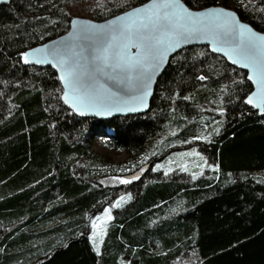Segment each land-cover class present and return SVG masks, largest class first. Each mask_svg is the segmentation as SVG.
<instances>
[{"label": "trees", "instance_id": "16d2710c", "mask_svg": "<svg viewBox=\"0 0 264 264\" xmlns=\"http://www.w3.org/2000/svg\"><path fill=\"white\" fill-rule=\"evenodd\" d=\"M80 1L0 6V264H171L191 253L193 264H264V177L256 174L264 171V113L244 103L246 73L207 46L188 47L169 58L147 112L78 117L60 100L56 72L21 57L64 33L69 5ZM146 1L107 0L91 18ZM182 1L232 8L264 32V0ZM97 137L129 160L94 151ZM189 148L215 168L192 176L156 168L109 183L142 160ZM105 208L112 219L97 253L90 222Z\"/></svg>", "mask_w": 264, "mask_h": 264}, {"label": "snow or ice", "instance_id": "6c2138e0", "mask_svg": "<svg viewBox=\"0 0 264 264\" xmlns=\"http://www.w3.org/2000/svg\"><path fill=\"white\" fill-rule=\"evenodd\" d=\"M251 2V0H250ZM264 11V9H261ZM134 18V19H133ZM130 21V22H126ZM74 32L70 35L81 38H105V45L94 57L98 61V70L118 72L129 83H143L139 88V95L135 97L138 108L147 107L149 95L147 82L159 71L167 55L181 46V40L190 36L211 38L213 51L223 52L229 56L233 64L248 68L253 73L248 79L258 85L257 92L250 95L246 103L264 113V35L257 34L247 25L241 24L236 14L223 8H212L205 11H191L181 0H151L143 9H133L124 16L117 17L104 26L93 25L90 21L73 20ZM163 24V30L162 29ZM124 39V43L117 46L115 42ZM231 41V46L225 49L221 45ZM136 48L135 54L130 52ZM260 56H257V53ZM45 53L42 59L36 57ZM52 57L54 66L62 72L60 79L64 82L63 99L71 105L74 111L81 115L88 111H95L97 115H110L113 111H136L137 108H124L115 105L99 104L91 98L82 95L78 86L79 75L76 71L77 53L68 56L60 55L56 50L48 52L47 46L32 52L23 53L24 63H49ZM143 77V80H141ZM204 80L206 77L201 76ZM103 108V110H98ZM207 139V137H203ZM187 170V169H185ZM171 171V168L168 169ZM137 177L133 176L132 179ZM119 179V178H113ZM120 183H130V180H120ZM123 200V198H121ZM115 207H120L117 202ZM111 209L105 210V219L111 220ZM97 221H101L100 224ZM101 218L92 221L94 229L103 224ZM95 250L99 253V245Z\"/></svg>", "mask_w": 264, "mask_h": 264}, {"label": "water", "instance_id": "95a60500", "mask_svg": "<svg viewBox=\"0 0 264 264\" xmlns=\"http://www.w3.org/2000/svg\"><path fill=\"white\" fill-rule=\"evenodd\" d=\"M8 2L9 0H0V6L5 5ZM150 2L151 0H147L144 3L130 7L105 20H94L92 18L73 16L70 19L68 29L64 33L25 50V52H32L35 49L44 48L45 46H47L48 52H52L53 50H56L60 55H64L65 53H67L68 56H72V53H77L78 55L73 57V59L76 61L75 68L79 75L78 86L80 88L82 95H85L91 98L92 100H94L95 102L102 104V105L107 104L109 106L115 105L117 107H124V108H137L136 111H113L111 112L110 115H97L95 111H88L87 114L81 115L79 112L74 111L70 104L64 102L63 95L65 91V85H64V82L60 79L62 72L58 66H54L55 62L52 61V57L50 55L48 59L51 62L49 63H36L34 61L31 63H24L23 55L21 57V62L25 66H35L39 68L51 67L56 72L58 80L60 82V86L62 89L60 100L62 104L66 106L67 108H69L78 117L96 118L98 120H106V119H111L115 117H123V116H128V115H140V114L147 112L150 107V102L154 94L156 81L158 77L160 76V74L165 69V67L167 66L169 58L175 53L179 52L180 50L188 48V47L207 46L211 53L222 57L229 65L246 73V79L251 83L252 90L245 96L244 103L247 106L252 107L256 109L259 113H261L259 109L246 103L247 98L250 95H252L254 92H257V89H258V85L248 79L249 75H252L253 73L248 68H244V67H241L240 65L233 64L229 56L226 55L225 53L213 51L212 49L214 45L211 43L210 37L204 38L203 36H190L187 39H182L181 46L177 48L175 51L170 52L167 55L159 71L153 75L151 81L147 82V89L149 92V95L146 101L147 107L138 108L135 102V97L140 94L139 88L144 86L143 83H139V84L129 83L123 78V75L121 73L98 70L99 62L95 61L94 57L96 56L98 51L105 45L107 37L105 38H98V37L81 38L80 36L70 35L71 33L74 32V28L72 24L73 20L90 21L93 25L104 26V25H107L108 22L115 20L117 17L124 16L125 13L131 12L133 9H137V8L143 9V7L145 5H149ZM181 3L185 7L190 9L191 11H196V12L205 11L207 9H212V8L226 9L236 14V17L238 18L239 23L247 25L249 28L252 29L253 32L257 34L264 35V32L255 29L248 22H245L242 19H240L237 12L232 8L224 7L220 5H213V6H209V7L202 8V9H193L187 6L182 0H181ZM126 22H130V21H126ZM161 30H163V24H162ZM124 42H125L124 39L120 38L115 42V44L117 46H120ZM221 46L225 47V49L227 50V48L231 46V41ZM136 51H137L136 48L130 49V52L132 54H135ZM44 55L45 53H40L38 54L36 58L42 59ZM257 56L258 57L260 56L259 52L257 53ZM141 80H143V77H141ZM98 110H103V108H100Z\"/></svg>", "mask_w": 264, "mask_h": 264}, {"label": "rangeland", "instance_id": "374dc122", "mask_svg": "<svg viewBox=\"0 0 264 264\" xmlns=\"http://www.w3.org/2000/svg\"><path fill=\"white\" fill-rule=\"evenodd\" d=\"M107 0H83L80 2H72L69 5V11L73 16H80L85 18H91V14L95 12V10L103 5V3ZM233 2H240L242 0H232ZM72 16V17H73ZM104 139L101 137H97L93 139V150L96 152L104 153L110 157V159L115 163H125L128 159V154L123 151L114 150L109 148ZM139 166L135 168L132 172L122 176L121 178L109 180V183H120V180H137L143 175L146 171L156 169V168H163L166 172L169 168L175 170L176 168L188 173V176H192L198 174L199 172H203L205 169L212 170L215 168V165L208 162L206 157L198 152L196 149L189 148L183 150H177L170 152L164 160L155 161L152 158L150 160H142L139 162ZM187 169V170H185ZM259 177H264V171H260L256 173ZM137 177L136 179H132V177ZM109 208H105L103 212L97 214L90 222V229H91V241L96 247L99 245L102 236L104 235L107 221L105 219V210ZM111 215V212H110ZM101 218L103 220V224L100 228L94 229L92 226V221L96 220L97 218ZM98 224L101 221H97ZM196 261L195 256L193 253L178 258L177 260L173 261L171 264H193ZM128 264V263H126Z\"/></svg>", "mask_w": 264, "mask_h": 264}, {"label": "crops", "instance_id": "0c3cea01", "mask_svg": "<svg viewBox=\"0 0 264 264\" xmlns=\"http://www.w3.org/2000/svg\"><path fill=\"white\" fill-rule=\"evenodd\" d=\"M177 260V259H176Z\"/></svg>", "mask_w": 264, "mask_h": 264}]
</instances>
